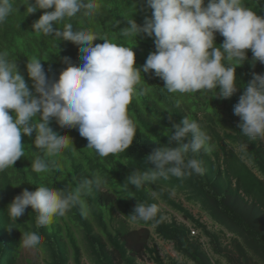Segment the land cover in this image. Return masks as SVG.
Returning a JSON list of instances; mask_svg holds the SVG:
<instances>
[{
	"label": "trees",
	"instance_id": "trees-1",
	"mask_svg": "<svg viewBox=\"0 0 264 264\" xmlns=\"http://www.w3.org/2000/svg\"><path fill=\"white\" fill-rule=\"evenodd\" d=\"M13 1L17 4L13 5L12 13L0 24V52L8 54V60L16 64L36 95L27 73L29 60L39 59L49 80L58 81L61 72L69 66L65 58L79 66L82 53L80 46L72 42L35 34L32 25L45 10L28 14L26 0ZM138 1L97 0L99 7L93 15L78 13L58 21L56 27L62 30L66 23H72L74 30L95 32L101 38L96 44H103L102 39H107L132 47L136 67L142 70L149 54L156 51L155 38L146 34L128 37L122 34L128 21L135 20L144 26L145 19L151 18L152 9L148 8L146 0H142V6L137 5ZM241 3L264 17V0ZM223 41L224 37L216 33L215 45L219 47ZM247 57L236 69L238 92L228 99L216 97L215 91L169 93L154 71L142 73L137 91L144 90L143 94L134 95L128 106L137 136L124 152L101 158L87 148L88 141L78 128L61 127L55 118L50 122L53 131L68 135L73 141L59 156L49 157L45 150L35 148V130L31 137L22 135L24 156L13 167L0 171V264H84L86 256L91 264H164L154 245V235L173 245L178 258L185 260L180 264H213L200 238L191 237V228L185 223L169 220V214L160 203L181 214L208 238L213 253L220 258H225L220 249L223 242L229 240L227 235H231L230 247L240 249L243 264L264 263V140L245 136L239 128L241 120L234 113L253 73L264 74V64L257 62L253 67L251 49L247 50ZM10 115L15 114L10 111ZM186 117L196 120L210 138V151L202 149L186 157L201 161L203 174L161 177L140 189L126 182L133 171L155 167L147 161L148 155L164 146H178L170 143L167 134L173 124ZM37 156L49 162L48 172L31 170V162ZM93 175H99L105 182L100 189L93 186L83 193L82 198L88 205L87 216L82 215L76 205L63 217H55L50 225L43 227L37 226L38 214L31 207L16 223L8 217V205L25 189L35 191L46 185L57 190H71ZM139 201L157 205L158 212L152 220L132 221L128 217ZM185 203L200 206V210L218 225L219 234L211 233ZM30 232L39 234L41 241L32 248L36 251L34 261H22L24 246L20 241L22 234Z\"/></svg>",
	"mask_w": 264,
	"mask_h": 264
},
{
	"label": "clouds",
	"instance_id": "clouds-1",
	"mask_svg": "<svg viewBox=\"0 0 264 264\" xmlns=\"http://www.w3.org/2000/svg\"><path fill=\"white\" fill-rule=\"evenodd\" d=\"M241 1L249 0H146L152 9L151 18L145 19L144 26L130 20L122 29L126 37L146 34L155 38L156 51L149 54L141 70L136 67L132 47L107 39L96 44L101 38L95 32L74 30L72 23H66L62 30L56 27L58 21L78 13L93 15L99 7L97 0H26L28 14L45 10L32 25L34 33L79 45L82 63L77 66L65 58L69 66L55 81L49 80L41 61L32 58L26 67L34 95L16 64L8 60L6 52H0V171L13 167L24 156L22 135L31 137L34 130L35 148L45 150L49 157L59 156L72 140L53 131V118L61 127L78 128L88 141L87 148L101 158L128 150L137 136L128 106L134 95L143 94L144 90L137 91L142 73L154 71L169 93L215 91L221 99L232 97L238 92L236 69L248 59L247 50L252 51L253 67L257 62L264 64V17ZM14 4L13 0H0V24L10 16ZM137 5L142 6V0ZM216 33L224 37L219 47L215 45ZM234 113L241 120L239 128L245 136L264 140V74L253 73ZM170 129V143L178 146H164L148 155L147 161L155 167L133 171L126 181L131 186L140 189L161 177L203 174L201 161L186 157L190 152L210 151L209 136L188 117ZM49 168V162L39 156L31 162V170L36 173H46ZM104 182L93 175L71 190L46 185L35 191L25 189L6 211L16 223L31 207L38 214V227L50 225L55 217H63L76 205L87 216L83 193L93 186L100 189ZM157 212L156 204L139 201L128 217L148 222ZM40 241L39 234L30 232L22 234L20 244L34 248Z\"/></svg>",
	"mask_w": 264,
	"mask_h": 264
},
{
	"label": "rangeland",
	"instance_id": "rangeland-1",
	"mask_svg": "<svg viewBox=\"0 0 264 264\" xmlns=\"http://www.w3.org/2000/svg\"><path fill=\"white\" fill-rule=\"evenodd\" d=\"M251 10L254 11L257 15H259L257 10H255L254 8H252ZM180 199H182V198L180 197ZM182 201H183V199H182ZM160 206L166 213L169 214L168 215L169 220L176 219L180 223H185L186 225L191 226V223L185 221V219L183 218V216L181 214L172 211L170 208H168L166 205H164L162 203H160ZM185 207H187L193 213V215L195 217H200L202 223L208 227V230L211 233L219 234L220 228L218 227V225L215 224L214 221H212V219L207 214L203 213L200 210V206L194 207L191 205H187L185 203ZM198 238H200V241L204 244L205 249H206L207 253L209 254V257L211 258V262L213 264H231V262H233V260H235L234 264H243L241 262V257L239 256L240 249L230 247L231 244L229 241L223 242V247L220 250L225 255V258H220L218 255H215L213 253L212 247L210 244V240L208 238H206L201 232H199ZM154 245L158 248L160 256L164 260V264H173L174 262H176L177 264H180V263L185 261L181 257L178 258L177 254L174 251L173 245L171 243H167V242L163 241L162 239H159L155 235H154ZM228 247H230V249H228ZM35 256H36V251H34L32 248L24 247V249L22 251V257H21L22 261L25 259L34 261ZM248 261H250V260H248ZM255 261H257V260H255ZM38 263L40 264V262H38ZM83 263L84 264H91V262L87 258V256L84 257ZM146 264H153V263H146ZM188 264H193V263L189 262Z\"/></svg>",
	"mask_w": 264,
	"mask_h": 264
},
{
	"label": "crops",
	"instance_id": "crops-1",
	"mask_svg": "<svg viewBox=\"0 0 264 264\" xmlns=\"http://www.w3.org/2000/svg\"><path fill=\"white\" fill-rule=\"evenodd\" d=\"M196 218L199 219L200 217H196ZM201 222H202V221H201ZM187 226H188V225H187ZM189 227H190L191 229H195V230H197L194 226H192V224H191V226H189ZM197 231H199V230H197ZM199 232H200V231H199ZM199 232H198V233H199ZM231 237H232L231 235H227V238H229V240L231 239ZM229 240H228V241H229ZM254 262H256V261H254ZM256 264H264V263H262V262L257 263V262H256Z\"/></svg>",
	"mask_w": 264,
	"mask_h": 264
},
{
	"label": "built area",
	"instance_id": "built-area-1",
	"mask_svg": "<svg viewBox=\"0 0 264 264\" xmlns=\"http://www.w3.org/2000/svg\"><path fill=\"white\" fill-rule=\"evenodd\" d=\"M198 236H199L198 231L195 229H191V237L198 238Z\"/></svg>",
	"mask_w": 264,
	"mask_h": 264
}]
</instances>
